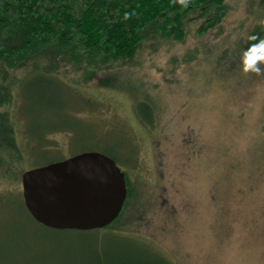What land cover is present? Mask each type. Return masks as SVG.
I'll return each mask as SVG.
<instances>
[{"label": "rangeland", "instance_id": "374dc122", "mask_svg": "<svg viewBox=\"0 0 264 264\" xmlns=\"http://www.w3.org/2000/svg\"><path fill=\"white\" fill-rule=\"evenodd\" d=\"M250 1L231 0L215 34L200 38L193 25L186 42L151 39L130 59L94 63L75 77L90 84L38 75L13 86L15 99H4L14 101L19 143L48 135L51 153L34 157L26 147V171L100 152L130 173L135 195L113 228L90 231L53 230L2 209L0 264H264V155L245 176L226 173L234 152L264 136V73L241 70V37L261 21ZM139 102L152 106L149 116ZM147 117L196 130L182 155L187 165L167 167L173 173L163 170V182L141 125ZM22 190L13 189L23 199ZM6 193L0 184V204Z\"/></svg>", "mask_w": 264, "mask_h": 264}, {"label": "trees", "instance_id": "16d2710c", "mask_svg": "<svg viewBox=\"0 0 264 264\" xmlns=\"http://www.w3.org/2000/svg\"><path fill=\"white\" fill-rule=\"evenodd\" d=\"M230 1L188 0L185 7L181 0H0V184L9 192L6 193L8 200L3 199L0 204V213L2 209H8L30 216L20 193L13 191L21 186L26 171V149L30 147L34 157L39 150L51 154L45 143L48 135L39 136L38 133L34 142L27 138V146L19 143L11 118L14 101L4 99L12 95L13 86L27 83L38 75L43 80L54 77L80 86L90 84L75 77L84 75V71L96 62L106 67L110 62L132 58L148 40L186 42L188 27L193 25L200 38L215 34L228 23L232 12ZM250 2L253 8L261 11V14L254 11L251 14L260 15L262 22L258 21L257 26L241 37L245 48L255 42L247 39L250 33L264 37V0ZM125 13L129 15L126 17ZM12 96L15 99V93ZM139 103L149 116L152 106L148 102ZM243 118L241 114L232 120L239 126ZM146 119L150 124L141 125L151 137L157 171L163 182V170L173 173L167 167L175 170L187 165L182 155L196 142L193 135L196 130L190 125L153 123L150 117ZM235 142L232 141V145L238 150ZM246 146L242 152H234L236 156L227 162L228 175L233 173L241 177L249 174L248 170L254 168L260 153L264 155V136ZM111 153L117 158L115 151ZM53 162L57 161H48L45 165ZM129 174L125 173L128 195L120 215L130 206L129 200L135 195ZM115 221L107 228H113Z\"/></svg>", "mask_w": 264, "mask_h": 264}, {"label": "water", "instance_id": "95a60500", "mask_svg": "<svg viewBox=\"0 0 264 264\" xmlns=\"http://www.w3.org/2000/svg\"><path fill=\"white\" fill-rule=\"evenodd\" d=\"M21 183L30 216L55 230L105 228L119 217L128 194L116 161L95 151L27 170Z\"/></svg>", "mask_w": 264, "mask_h": 264}, {"label": "clouds", "instance_id": "9594fccd", "mask_svg": "<svg viewBox=\"0 0 264 264\" xmlns=\"http://www.w3.org/2000/svg\"><path fill=\"white\" fill-rule=\"evenodd\" d=\"M184 6H187L188 0H181ZM129 13H125L127 17ZM247 39L255 41L243 49L241 55V70L244 73H264V37H258L257 34H249Z\"/></svg>", "mask_w": 264, "mask_h": 264}]
</instances>
